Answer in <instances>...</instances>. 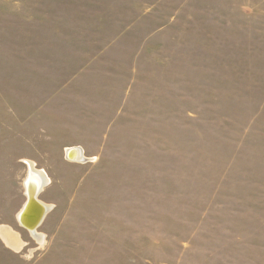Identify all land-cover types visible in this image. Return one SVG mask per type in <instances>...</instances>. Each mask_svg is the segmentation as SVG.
Wrapping results in <instances>:
<instances>
[{"label": "rangeland", "instance_id": "1", "mask_svg": "<svg viewBox=\"0 0 264 264\" xmlns=\"http://www.w3.org/2000/svg\"><path fill=\"white\" fill-rule=\"evenodd\" d=\"M0 264H264V0H0Z\"/></svg>", "mask_w": 264, "mask_h": 264}, {"label": "bare ground", "instance_id": "2", "mask_svg": "<svg viewBox=\"0 0 264 264\" xmlns=\"http://www.w3.org/2000/svg\"><path fill=\"white\" fill-rule=\"evenodd\" d=\"M30 165V179L28 181L29 184V192L28 186L27 195L28 199L26 204L24 205L19 217L23 219L26 226L33 227L36 223L42 219L43 215L47 212V206L44 202L40 201L37 198L39 190L44 185L46 176L42 170H37L33 166V162L29 161ZM39 222L36 226L39 225ZM36 226L34 228H36ZM28 227V228H30Z\"/></svg>", "mask_w": 264, "mask_h": 264}, {"label": "crops", "instance_id": "3", "mask_svg": "<svg viewBox=\"0 0 264 264\" xmlns=\"http://www.w3.org/2000/svg\"><path fill=\"white\" fill-rule=\"evenodd\" d=\"M45 132H48V130L47 129H45ZM63 142H61V143H58V147L57 148H62L63 147ZM82 149V151H83V153H84V150H83V148H81ZM37 161H39V160H37ZM45 162L47 161V160H44Z\"/></svg>", "mask_w": 264, "mask_h": 264}]
</instances>
